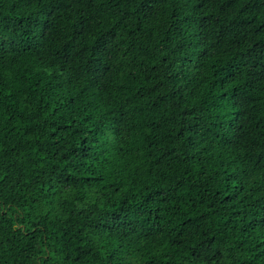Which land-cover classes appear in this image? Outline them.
<instances>
[{
  "label": "trees",
  "instance_id": "1",
  "mask_svg": "<svg viewBox=\"0 0 264 264\" xmlns=\"http://www.w3.org/2000/svg\"><path fill=\"white\" fill-rule=\"evenodd\" d=\"M0 264H264V0H0Z\"/></svg>",
  "mask_w": 264,
  "mask_h": 264
}]
</instances>
